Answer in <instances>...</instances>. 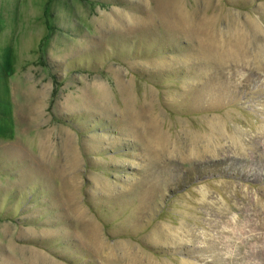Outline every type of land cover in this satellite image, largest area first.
I'll list each match as a JSON object with an SVG mask.
<instances>
[{"label":"rangeland","instance_id":"374dc122","mask_svg":"<svg viewBox=\"0 0 264 264\" xmlns=\"http://www.w3.org/2000/svg\"><path fill=\"white\" fill-rule=\"evenodd\" d=\"M0 264H264V0H0Z\"/></svg>","mask_w":264,"mask_h":264},{"label":"bare ground","instance_id":"6f19581e","mask_svg":"<svg viewBox=\"0 0 264 264\" xmlns=\"http://www.w3.org/2000/svg\"><path fill=\"white\" fill-rule=\"evenodd\" d=\"M258 256V255H257ZM261 257V256H260Z\"/></svg>","mask_w":264,"mask_h":264}]
</instances>
